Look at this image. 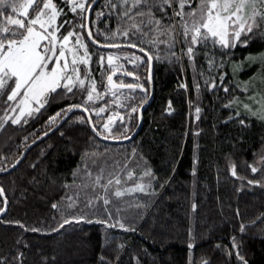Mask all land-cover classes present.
<instances>
[{
    "label": "trees",
    "instance_id": "trees-1",
    "mask_svg": "<svg viewBox=\"0 0 264 264\" xmlns=\"http://www.w3.org/2000/svg\"><path fill=\"white\" fill-rule=\"evenodd\" d=\"M56 2L64 7L61 0ZM107 3L108 0H101L91 14L90 21H96L94 35L96 28L101 33L114 31L120 23L115 14L108 18ZM64 10L67 18H71L73 14L66 7ZM97 11L104 13L99 19ZM168 11L171 14V9ZM5 12L10 13V9ZM97 39L103 41L104 37L100 35ZM88 44L94 53L92 74L98 89L103 91L106 80L102 81L97 63L99 54L120 50L97 52V46L90 41ZM182 46L176 45L177 55ZM144 47L150 49L148 44ZM123 51L143 56L137 50ZM152 51L155 57V50ZM232 53L225 69L228 73L225 82L230 81L229 94L204 86L199 72L202 68L206 70L207 64L202 53L196 57V80L201 85L198 97L193 88V68L187 58L176 62L174 57L166 55L165 45L160 44V59H153V101L143 113L140 132L130 142L105 141L93 133L89 124L76 120L81 115L87 117L85 113L75 112L55 133L33 147L14 171L0 174V187L4 188L9 203L7 213L0 218V258L7 264H21V261L22 264H242L236 255L239 251L247 264H264V187L248 183V180L264 179V168L253 173L249 167L264 154V121L250 116L240 104L224 107L233 96L251 105L247 97L253 96L254 90L249 88L244 92L236 85L243 87L245 81L254 82L255 75L261 72L264 78V66L258 63L247 67L239 79L231 68L233 63L245 62L249 54L264 55V35L258 33L247 47L237 46ZM120 62L140 77L138 82L147 91L145 105L151 96L149 65L134 67L123 59ZM104 67L107 68L106 61ZM123 79L133 82L130 76ZM143 95L137 89L136 98L126 103L139 105ZM83 98L79 91L71 98L57 97L35 118H29L27 124H6L0 129V167L11 168L33 141L49 132L46 122L50 115L69 104L82 103ZM110 99L106 96L97 101V106ZM196 106L201 108L199 119ZM5 107L0 100V116L4 115ZM110 107L115 109V105ZM237 109L247 127L238 123ZM116 110L125 115L124 123L130 127L126 135L132 136L139 126V111L132 114L129 122L125 108ZM114 132H123L119 121ZM232 165L236 176L232 175ZM145 168H150L156 177L150 194L136 192L122 198L112 197L113 203L109 205L114 217L109 222L114 223L118 218L126 226L135 227V232L106 228L95 222H73L58 232L51 231L63 218L91 215L92 210L85 205L95 195L91 184L100 169L104 170L105 178H110L109 174L119 176L121 186H132L141 182ZM86 171H91V178ZM128 171L133 172L131 179L127 177ZM148 179L145 177L144 182ZM69 197L77 202L76 207H68L72 202ZM3 200L0 197V207L5 208ZM53 203L58 209L52 208ZM97 216L107 219L101 212ZM14 221L42 231H25L11 223ZM190 233L194 238L192 249L188 248ZM106 235L111 237L109 242ZM233 239L238 248L233 247ZM20 253L23 256L17 259Z\"/></svg>",
    "mask_w": 264,
    "mask_h": 264
},
{
    "label": "snow or ice",
    "instance_id": "snow-or-ice-1",
    "mask_svg": "<svg viewBox=\"0 0 264 264\" xmlns=\"http://www.w3.org/2000/svg\"><path fill=\"white\" fill-rule=\"evenodd\" d=\"M95 2L96 0H61L64 5L61 7L56 0H0V100L6 105L4 115L0 116V129L9 122L12 125L21 122L27 124L29 118H35L36 114L41 113V109L57 97L71 98L79 91L84 94L83 102L69 104L50 115L46 122L49 131L58 125L59 120L65 119L68 113L79 109L88 115L78 116L76 120L91 125L96 136L114 140L130 139L126 135L130 127L124 123L125 115L116 109L125 108V114L130 122L133 119L132 114L137 113L146 102L147 91L144 84L138 82L140 77L120 62L122 59L134 67H139L143 63L150 67L154 58L160 59L159 45L164 44L166 55L174 57L176 62L187 58L193 68V88L199 97L201 85L196 80V57L202 53L207 69L202 68L199 76L204 79V86L209 90L222 89L224 93L229 94L230 81L225 82L228 74L225 69L233 54L232 50L237 46L247 47L258 33L264 35V0H108L106 5L109 8L108 18L111 19L115 14L120 23L114 31L109 29L101 33L99 28H96L94 35L96 21H90L89 13L93 10ZM65 7L73 14L71 18H67ZM5 9H10V13L6 14ZM168 9H171V14ZM157 12L161 15L157 16ZM103 15L101 11L96 12L97 19ZM61 17L65 18L61 20ZM100 35H103V41L97 39ZM89 41L97 46V52L101 48L120 50L116 53L109 52L107 55L99 54L97 63L100 66L102 81L106 80L102 85L103 91L98 89L97 81L92 74L94 53L89 50ZM145 44H148L151 50L145 48ZM177 44L183 45L179 55L174 51ZM124 49H137L143 56L123 51ZM152 50H155V57ZM245 59L255 62L256 57L249 54ZM105 61L107 68L104 67ZM239 67L240 65L233 63V73L238 71ZM117 73L120 75L114 80L113 77ZM125 76L133 77V82L125 81L123 79ZM247 84L245 81L243 87L241 85L236 87L247 92ZM181 87L187 89V85L182 84ZM137 89L144 93L140 96V104L126 103L136 98ZM124 90L128 92L125 93ZM106 96H110L111 99L97 106V101L104 100ZM248 99L254 100V96ZM255 102L260 104L259 108L253 109L246 103L243 104V108L250 116L264 121V95ZM239 103H241L239 98L233 96L224 107L231 108ZM111 105H115V109L110 107ZM167 110L171 111V102ZM106 112L107 116L104 115ZM200 112L201 108L196 106L197 119ZM235 116L239 117L238 123L241 126H248L239 109L236 110ZM117 121L123 128V132L119 134L114 132ZM261 161H264V157H261ZM16 163H19V159ZM249 167L253 173L257 172V167L252 165ZM6 170L0 167V172ZM103 172L104 170L100 169L92 181L91 187L95 195L90 197L85 205L92 210L91 215L83 213L63 218L51 231L58 232L73 222L76 224L95 222L106 228L119 227L124 231L133 232L137 230L135 227L126 226L118 218L114 223H110L114 217L109 205L113 203L112 197L122 198L126 194L136 192L150 194L155 175L150 168H145L140 176L141 182H136L132 186H121L122 180L119 176L109 174L110 178H105ZM86 175L91 178V171H86ZM232 175H237L235 165H232ZM127 177L131 179L133 172L128 171ZM145 177L149 178L146 182ZM248 183L264 187L260 180H248ZM0 197H5L3 187H0ZM68 199L72 201V198ZM98 202L102 204L97 206ZM76 203L72 201L68 207L74 208ZM3 204L7 205L6 198ZM52 208L58 209V205L53 203ZM4 211L5 208L0 207V213ZM98 212L107 219L97 216ZM119 212L120 209L117 208V216ZM11 223L18 224L25 231H42L38 228L29 229L20 221ZM110 240L111 237L106 235V242ZM193 240L190 233L189 249L193 248ZM119 247L122 248L123 245ZM233 247L238 248L235 239ZM236 255L242 264H247L239 251ZM22 256L23 253H20L16 258ZM116 259L118 260L119 256ZM0 264L7 262L0 258Z\"/></svg>",
    "mask_w": 264,
    "mask_h": 264
},
{
    "label": "water",
    "instance_id": "water-1",
    "mask_svg": "<svg viewBox=\"0 0 264 264\" xmlns=\"http://www.w3.org/2000/svg\"><path fill=\"white\" fill-rule=\"evenodd\" d=\"M101 0H96L95 4L93 5V10L94 8L96 7V5L100 2ZM93 10L89 13V19L91 20V14L93 12ZM96 46V45H95ZM103 49V48H101ZM103 50H116V49H103ZM132 50H137V49H132ZM153 68H154V65H153V61H152V64L151 66L149 67V75H150V86H151V96H150V99L149 101L143 105V107L139 110V126L138 128L136 129V131L133 133L132 136H130V139H124V140H110V139H104L105 141H109V142H114V143H120V144H124V143H128L130 142L141 130L142 128V119H143V113L145 112V110L151 105L152 101H153V95H154V91H153ZM120 74L117 73L116 76L113 77V79L115 80ZM75 112H81L79 109H74L72 112L68 113L67 117L63 120H61L58 125H56L51 131L48 132L47 135H43L42 137H40L38 140H36L35 142H33L31 145H29L22 157L19 159V163H16L15 167H11L9 169H7L6 171H3V172H0V174L2 175H6V174H9L10 172L14 171L23 161L24 159L26 158V155L28 154V152L33 148L35 147L37 144H39L40 142H42L44 139L48 138L49 136H51L53 133H55L69 118L72 114H74ZM86 115H88L87 113H85ZM91 127V125H90ZM92 129V128H91ZM94 133V132H93ZM95 134V133H94ZM99 137V136H98ZM102 138V137H100ZM3 199H5L6 197H2ZM8 207H9V203L7 201V205H5V211L3 213H0V218L4 217L5 214L7 213L8 211Z\"/></svg>",
    "mask_w": 264,
    "mask_h": 264
},
{
    "label": "rangeland",
    "instance_id": "rangeland-1",
    "mask_svg": "<svg viewBox=\"0 0 264 264\" xmlns=\"http://www.w3.org/2000/svg\"><path fill=\"white\" fill-rule=\"evenodd\" d=\"M114 53H116V52H114ZM253 57H256L255 62L246 59V61L243 62V63L242 62L236 63V64L240 65V67H239V70L238 71H236L235 73H233V75H234L235 78H238L239 79V74L242 73L243 71H245V69L247 67H250L251 65H254V64H258L259 63L262 66H264V59H262V57H264V55H257V56H253ZM231 70H232V68H231ZM261 73L255 75V77L253 79L254 82H251L250 84L249 83L247 84L249 86V87L247 86L248 89L250 88L251 90L252 89L254 90L253 91V94H252L254 96V100L253 99H248V97H250L251 95H248V97H247V100L251 102V105H252L253 108H256V107L259 108L260 107V104H257L255 102V101H258V99L256 97H259L261 99V96L259 95V92H264V78H263V75H260ZM244 103L241 102L239 104L243 106ZM242 109L245 110L244 108H242ZM261 157H264V154L260 155L258 157L256 163L253 165V166L257 167V172L260 169L264 168V161H261ZM261 184H264V179L261 181ZM131 185H133V184H131ZM252 185L253 186L262 187V186H259V185H254V184H252ZM128 186H130V185H128Z\"/></svg>",
    "mask_w": 264,
    "mask_h": 264
}]
</instances>
